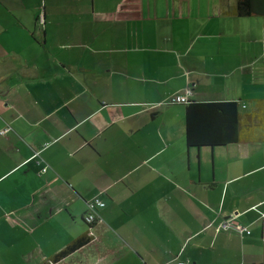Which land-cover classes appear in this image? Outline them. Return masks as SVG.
<instances>
[{
	"label": "crops",
	"instance_id": "1",
	"mask_svg": "<svg viewBox=\"0 0 264 264\" xmlns=\"http://www.w3.org/2000/svg\"><path fill=\"white\" fill-rule=\"evenodd\" d=\"M236 6L0 0V264L85 235L59 264L264 263V17ZM188 91L238 102L246 140L188 148Z\"/></svg>",
	"mask_w": 264,
	"mask_h": 264
},
{
	"label": "trees",
	"instance_id": "2",
	"mask_svg": "<svg viewBox=\"0 0 264 264\" xmlns=\"http://www.w3.org/2000/svg\"><path fill=\"white\" fill-rule=\"evenodd\" d=\"M236 15L264 17V0H237ZM185 105V138L188 148L222 147L246 140L243 114L238 102L199 103L189 100ZM96 222L89 224L85 221L90 227ZM90 240L86 235L77 238L55 254L50 260L51 263L59 264L86 246Z\"/></svg>",
	"mask_w": 264,
	"mask_h": 264
},
{
	"label": "built area",
	"instance_id": "3",
	"mask_svg": "<svg viewBox=\"0 0 264 264\" xmlns=\"http://www.w3.org/2000/svg\"><path fill=\"white\" fill-rule=\"evenodd\" d=\"M189 96H190V92L188 91V93L186 95L183 96H174L170 99V102L173 104H186L189 101ZM39 151L35 152V155L33 158L38 157ZM47 168L43 169V172L46 171ZM104 203L100 202V200L98 198L93 199L90 202V212L85 216V221L89 224L97 221V208L98 207H103ZM220 229L222 230H233L239 233H246V234H250L251 232L249 230H247L244 226H242L241 224L237 223L235 220H224L222 221V223L220 224ZM179 264H184V263H179Z\"/></svg>",
	"mask_w": 264,
	"mask_h": 264
}]
</instances>
